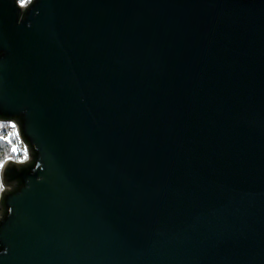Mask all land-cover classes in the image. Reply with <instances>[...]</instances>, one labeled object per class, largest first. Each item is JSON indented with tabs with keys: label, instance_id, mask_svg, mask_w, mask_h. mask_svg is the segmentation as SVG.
<instances>
[{
	"label": "water",
	"instance_id": "obj_1",
	"mask_svg": "<svg viewBox=\"0 0 264 264\" xmlns=\"http://www.w3.org/2000/svg\"><path fill=\"white\" fill-rule=\"evenodd\" d=\"M12 118L0 264H264V0H0Z\"/></svg>",
	"mask_w": 264,
	"mask_h": 264
},
{
	"label": "built area",
	"instance_id": "obj_2",
	"mask_svg": "<svg viewBox=\"0 0 264 264\" xmlns=\"http://www.w3.org/2000/svg\"><path fill=\"white\" fill-rule=\"evenodd\" d=\"M30 1L31 0H18V4L25 7L30 4ZM13 136H15L16 140L20 143L21 150L16 149L10 156L0 162V198L3 190L6 188L1 177L4 164L10 160L22 163L30 159L29 148L21 136L18 122L13 118L0 119V143L8 147L11 152L12 149L16 148V144L12 141Z\"/></svg>",
	"mask_w": 264,
	"mask_h": 264
},
{
	"label": "trees",
	"instance_id": "obj_3",
	"mask_svg": "<svg viewBox=\"0 0 264 264\" xmlns=\"http://www.w3.org/2000/svg\"><path fill=\"white\" fill-rule=\"evenodd\" d=\"M12 152L8 147L4 144L0 143V162L4 160L6 157L10 156Z\"/></svg>",
	"mask_w": 264,
	"mask_h": 264
},
{
	"label": "rangeland",
	"instance_id": "obj_4",
	"mask_svg": "<svg viewBox=\"0 0 264 264\" xmlns=\"http://www.w3.org/2000/svg\"><path fill=\"white\" fill-rule=\"evenodd\" d=\"M12 141L16 144V148L12 149V153L16 150V149H20V143L16 140L15 136L12 137Z\"/></svg>",
	"mask_w": 264,
	"mask_h": 264
},
{
	"label": "clouds",
	"instance_id": "obj_5",
	"mask_svg": "<svg viewBox=\"0 0 264 264\" xmlns=\"http://www.w3.org/2000/svg\"><path fill=\"white\" fill-rule=\"evenodd\" d=\"M6 251V250H5Z\"/></svg>",
	"mask_w": 264,
	"mask_h": 264
}]
</instances>
